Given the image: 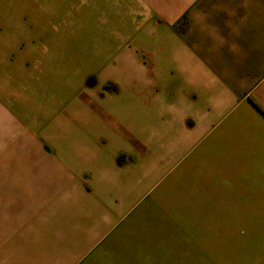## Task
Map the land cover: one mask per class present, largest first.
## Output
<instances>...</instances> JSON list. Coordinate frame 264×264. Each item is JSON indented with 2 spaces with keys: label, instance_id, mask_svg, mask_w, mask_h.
I'll use <instances>...</instances> for the list:
<instances>
[{
  "label": "rangeland",
  "instance_id": "rangeland-1",
  "mask_svg": "<svg viewBox=\"0 0 264 264\" xmlns=\"http://www.w3.org/2000/svg\"><path fill=\"white\" fill-rule=\"evenodd\" d=\"M223 1L0 0L7 86L20 89L11 98L37 117L52 112H33L20 135L38 124L44 152L67 159L65 181L88 205L145 216L135 225L146 226V254L131 264H264V203L244 202L255 194L239 191L237 164L191 113L209 92L192 39H206L197 22L209 16L237 20L238 1ZM126 248H136L132 233L108 258L128 264Z\"/></svg>",
  "mask_w": 264,
  "mask_h": 264
},
{
  "label": "crops",
  "instance_id": "crops-1",
  "mask_svg": "<svg viewBox=\"0 0 264 264\" xmlns=\"http://www.w3.org/2000/svg\"><path fill=\"white\" fill-rule=\"evenodd\" d=\"M235 1L239 9L229 16L237 20L209 16L210 21L197 22L196 31L207 37L192 39L201 65L195 73L200 79L204 72L210 93L207 101L192 106L191 113L205 130L207 144L221 146L229 168L237 164L239 191L255 194L244 202L257 205L264 203V0ZM6 43V16L0 3V264H118L119 258L108 257L118 252L119 239L132 233L136 248L121 254V260L131 264L129 257L146 254V226L135 225L133 212L126 216L125 204L85 203L78 195L80 185L67 183L75 169L63 166L67 160L63 155L44 152L34 120L30 135H20L33 112L37 121L48 120L52 112L37 117L38 111L12 100L20 89L7 86ZM50 131L48 124L45 132ZM140 228L145 234L136 244L134 232L143 233Z\"/></svg>",
  "mask_w": 264,
  "mask_h": 264
}]
</instances>
